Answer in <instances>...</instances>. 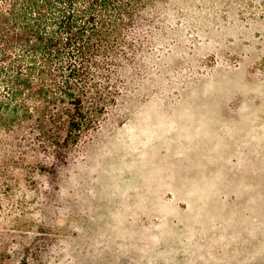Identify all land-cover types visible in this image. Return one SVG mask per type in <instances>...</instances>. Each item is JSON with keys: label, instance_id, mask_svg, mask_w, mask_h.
Here are the masks:
<instances>
[{"label": "rangeland", "instance_id": "obj_1", "mask_svg": "<svg viewBox=\"0 0 264 264\" xmlns=\"http://www.w3.org/2000/svg\"><path fill=\"white\" fill-rule=\"evenodd\" d=\"M128 35L97 127L0 136V264H264V0H149Z\"/></svg>", "mask_w": 264, "mask_h": 264}, {"label": "trees", "instance_id": "obj_2", "mask_svg": "<svg viewBox=\"0 0 264 264\" xmlns=\"http://www.w3.org/2000/svg\"><path fill=\"white\" fill-rule=\"evenodd\" d=\"M148 1L0 0V136L57 155L97 127Z\"/></svg>", "mask_w": 264, "mask_h": 264}]
</instances>
